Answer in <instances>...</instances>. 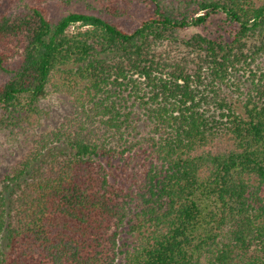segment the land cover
<instances>
[{"label": "trees", "instance_id": "trees-1", "mask_svg": "<svg viewBox=\"0 0 264 264\" xmlns=\"http://www.w3.org/2000/svg\"><path fill=\"white\" fill-rule=\"evenodd\" d=\"M0 136V264H264V0H0Z\"/></svg>", "mask_w": 264, "mask_h": 264}, {"label": "rangeland", "instance_id": "rangeland-1", "mask_svg": "<svg viewBox=\"0 0 264 264\" xmlns=\"http://www.w3.org/2000/svg\"><path fill=\"white\" fill-rule=\"evenodd\" d=\"M55 8V7H54ZM52 9L53 12H66V9H63L61 11L60 7H57L55 9ZM146 13L147 11L142 9L140 13ZM138 13L137 17H141L142 14ZM138 19V18H137ZM70 30H73L70 28ZM191 32H196V30H191ZM43 107L47 112H49V117L52 120H56L58 118H62L64 115H67L70 111V104L68 102V99L59 96L57 94H51L47 96L43 103ZM46 122L45 120L42 121V125L44 128H49L50 126L46 127ZM30 140V138H29ZM30 146V143L26 145L25 140L22 138H18L15 141H10L9 139H6L2 136H0V164L6 165L10 163V160L12 157H19L18 152L23 148H28ZM24 152V150L22 151Z\"/></svg>", "mask_w": 264, "mask_h": 264}]
</instances>
